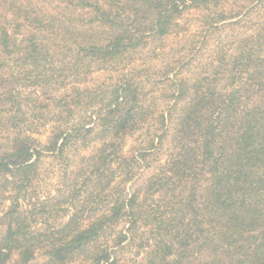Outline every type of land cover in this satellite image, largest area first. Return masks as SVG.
Instances as JSON below:
<instances>
[{
  "label": "trees",
  "instance_id": "trees-1",
  "mask_svg": "<svg viewBox=\"0 0 264 264\" xmlns=\"http://www.w3.org/2000/svg\"><path fill=\"white\" fill-rule=\"evenodd\" d=\"M125 253L264 264V0H0V264Z\"/></svg>",
  "mask_w": 264,
  "mask_h": 264
},
{
  "label": "rangeland",
  "instance_id": "rangeland-1",
  "mask_svg": "<svg viewBox=\"0 0 264 264\" xmlns=\"http://www.w3.org/2000/svg\"><path fill=\"white\" fill-rule=\"evenodd\" d=\"M188 31L187 33H194L196 30V26L190 22L188 25ZM176 47V46H175ZM45 134L39 138L41 142H44L45 140ZM132 140H128L127 145L130 146L132 145ZM86 151L83 150L81 154H84ZM73 153H70L72 155ZM61 166L59 162L52 160L50 158H45L43 160L42 166L40 167V175L38 179V189L41 192L42 195L49 194L50 192L53 193L55 188L59 186V181L60 178L59 176L61 175L60 173ZM123 261L125 264H136L138 261L141 260V257H131L129 253H125Z\"/></svg>",
  "mask_w": 264,
  "mask_h": 264
}]
</instances>
